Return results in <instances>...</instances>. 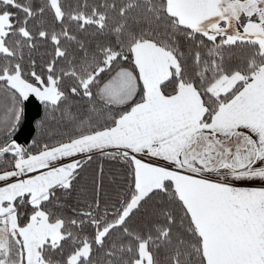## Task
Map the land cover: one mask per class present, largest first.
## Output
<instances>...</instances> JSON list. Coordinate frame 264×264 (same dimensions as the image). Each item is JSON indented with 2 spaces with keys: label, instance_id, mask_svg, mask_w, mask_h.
I'll return each mask as SVG.
<instances>
[{
  "label": "snow or ice",
  "instance_id": "6c2138e0",
  "mask_svg": "<svg viewBox=\"0 0 264 264\" xmlns=\"http://www.w3.org/2000/svg\"><path fill=\"white\" fill-rule=\"evenodd\" d=\"M0 264H264V0H0Z\"/></svg>",
  "mask_w": 264,
  "mask_h": 264
},
{
  "label": "trees",
  "instance_id": "16d2710c",
  "mask_svg": "<svg viewBox=\"0 0 264 264\" xmlns=\"http://www.w3.org/2000/svg\"><path fill=\"white\" fill-rule=\"evenodd\" d=\"M113 167H114L113 164L106 163L105 164V172L110 174V169H112ZM115 167H118V165H116Z\"/></svg>",
  "mask_w": 264,
  "mask_h": 264
}]
</instances>
